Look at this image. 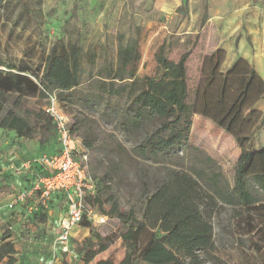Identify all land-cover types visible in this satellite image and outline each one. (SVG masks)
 <instances>
[{
    "label": "rangeland",
    "instance_id": "rangeland-1",
    "mask_svg": "<svg viewBox=\"0 0 264 264\" xmlns=\"http://www.w3.org/2000/svg\"><path fill=\"white\" fill-rule=\"evenodd\" d=\"M138 33L137 79L155 73L154 51L161 43H169L174 60L185 50H190L186 63L188 102L195 105L196 111L201 107L200 89L210 76L211 62L207 58L213 50L223 51L217 67L222 73L229 68L231 54H236L237 58L245 54L252 64L258 65L257 68H264V0H3L0 3V56L13 62L20 60L32 68L40 65V52H48L58 40L82 49L83 68H94L93 71L108 68L109 64L116 62L119 39L125 43ZM94 48L97 58L92 67L85 61V54ZM218 85L219 78H216L208 87L207 99L211 104L217 98ZM237 86V80L230 83L231 98ZM45 103V99L29 98L15 110L35 126L37 136L31 141L38 139L44 150L50 153L57 149V143L44 123L45 113L41 110ZM123 106L121 103L120 109ZM253 108L256 111L245 110L246 121L241 128L243 133L253 134L252 148L259 150L264 147V98L254 103ZM27 109L32 113H27ZM66 111L71 122L85 115L92 118L98 139L94 148L85 147L87 169L90 175L102 176L114 201L124 210H134L138 218L142 216L145 202L142 179H167L173 169L187 170L192 163L186 144L178 150L182 159H177L175 164L164 159L141 158L133 150L132 138L122 129L121 112L109 104L78 96L66 105ZM188 143L210 155L229 187L233 186L240 148L230 134L211 119L195 113ZM35 154L37 152L30 155ZM248 189L255 199L252 205L221 202L211 218L215 253L229 264H264V191L251 179L248 180ZM110 208L111 202H108L102 209L92 207V211L105 215L103 210ZM83 221L81 227L88 231L80 228V232L71 237L76 258L71 264H84L77 252V243L82 240L83 233L86 232L84 237L88 236L93 227L105 234L116 223L108 216L102 223L90 221L88 216ZM31 224L35 229L27 224L24 229L20 227L23 231H19L14 242L22 243L18 252L40 254L44 259L35 262L34 257L22 259L19 256L13 264H33L32 261L69 264L68 259L54 263L51 251L50 254L39 251L24 241L33 242L43 236L40 220ZM124 251L121 238H117L92 262L111 256L118 263ZM204 264L212 262L208 260Z\"/></svg>",
    "mask_w": 264,
    "mask_h": 264
},
{
    "label": "trees",
    "instance_id": "trees-1",
    "mask_svg": "<svg viewBox=\"0 0 264 264\" xmlns=\"http://www.w3.org/2000/svg\"><path fill=\"white\" fill-rule=\"evenodd\" d=\"M139 38L138 33L125 43L119 39L116 62L97 71L82 67L83 53L79 46L65 45L61 40L48 52H40V65L35 68L0 56V67H3L0 68V128L32 139L37 136L36 128L16 112V107L29 98L46 100L55 94L66 111V105L79 96L120 111L122 129L132 138L133 150L141 158L164 159L175 164L177 159H182L178 150L186 144L192 160L187 170L173 169L167 179H142L145 202L140 218L134 210H124L114 201L102 176L92 175L97 192L86 203L102 209L105 203L111 202V208L103 211L116 223L105 234L91 227L89 235L77 243V252L84 264H204L208 260L212 264H229L215 253L211 218L221 202L246 206L255 202L248 189L249 179L264 191V147L254 150L253 134H245L241 128L246 121L245 110L256 111L254 103L264 98V79L243 57L224 73L220 72L217 67L223 51L215 49L207 58L211 62L210 76L200 89L201 107L196 111L195 105L188 102L186 63L190 50L174 60L169 43H161L154 51L155 73L137 79ZM86 55L85 61L93 67L96 48ZM216 78H219L217 98L211 104L207 99L208 87ZM235 80L238 86L231 98L229 85ZM121 103L125 105L123 109H120ZM27 113L32 110L27 109ZM41 113H45L43 109ZM195 113L211 119L240 148L232 187L216 167V161L188 143ZM44 123L55 136L46 113ZM70 130L81 138L85 147L94 148L98 136L92 118L86 115L75 118L70 121ZM26 219L43 223L46 213H33ZM11 237L12 231L5 227L0 234V264L17 261ZM117 238H121L125 247L122 259L115 263L109 256L93 263L94 257Z\"/></svg>",
    "mask_w": 264,
    "mask_h": 264
},
{
    "label": "built area",
    "instance_id": "built-area-1",
    "mask_svg": "<svg viewBox=\"0 0 264 264\" xmlns=\"http://www.w3.org/2000/svg\"><path fill=\"white\" fill-rule=\"evenodd\" d=\"M43 111L53 124L57 149L29 156L18 165L11 166L15 174L31 173L30 185L12 195L8 208L24 205L27 218L33 213L47 212L54 197L62 200V214L54 222L58 228L48 246L53 261L72 251V231L80 228L85 216L90 221L102 223L107 216L93 213L86 199L96 194L97 184L85 164L86 149L82 140L70 130L71 116L66 112L55 94L46 99ZM92 213V214H91Z\"/></svg>",
    "mask_w": 264,
    "mask_h": 264
},
{
    "label": "crops",
    "instance_id": "crops-1",
    "mask_svg": "<svg viewBox=\"0 0 264 264\" xmlns=\"http://www.w3.org/2000/svg\"><path fill=\"white\" fill-rule=\"evenodd\" d=\"M240 57H242V55H240ZM243 58H247L251 63L250 59L245 54L243 55ZM229 59L230 67L238 58L236 54H231L229 56ZM256 61L258 62L259 59ZM251 65L264 79V68H257L258 65L255 66L252 63ZM31 152H37V154L44 152V147L43 145L39 144L38 139L31 141V139L29 138L17 136V134L13 130L0 128V229L1 231H3L5 227L9 228L12 231L11 238L13 240L16 236H19V231H23L20 227L24 229L25 225L27 224V227L35 229V227L30 222H27V219L24 215L23 204H17L13 208H8L7 206L12 198V195L18 190L27 188L30 185L31 180V173L25 172L22 174H15L12 172L11 166L18 165L22 160L31 156ZM62 206V200L59 197H54L52 207L47 212V218L43 223H41V226L43 228V236L39 237L36 241L33 242L24 239L22 240L27 241V244L31 245L30 247H35L39 251H48L50 254V247L48 246V244L49 242H51L50 240L53 239L56 232L58 231V228L55 226L54 222L57 220L59 214H62ZM80 228L85 229L82 227ZM80 228L72 231V237H75L73 236V234L77 235L80 232ZM85 233L82 234L81 238L85 236ZM76 240L80 241V239ZM21 244L22 243H15V249L17 251L15 257L17 259L19 258V256H21L22 259L34 257L35 262L44 259V257H42L40 254L35 255L27 254L26 252H18ZM78 256L80 257L79 253ZM64 259H68V261L70 262L69 264L75 263L76 258L74 252L71 251L69 253L62 254L60 260ZM53 262L57 263L59 261ZM32 263L39 264L38 262L34 263L33 261Z\"/></svg>",
    "mask_w": 264,
    "mask_h": 264
}]
</instances>
